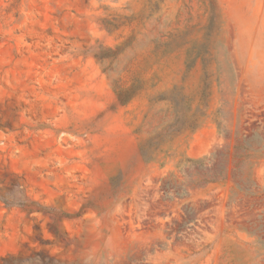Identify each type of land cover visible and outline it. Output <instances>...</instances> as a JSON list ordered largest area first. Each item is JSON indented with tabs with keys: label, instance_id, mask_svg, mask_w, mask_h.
<instances>
[{
	"label": "rangeland",
	"instance_id": "obj_1",
	"mask_svg": "<svg viewBox=\"0 0 264 264\" xmlns=\"http://www.w3.org/2000/svg\"><path fill=\"white\" fill-rule=\"evenodd\" d=\"M0 264H264V0H0Z\"/></svg>",
	"mask_w": 264,
	"mask_h": 264
},
{
	"label": "trees",
	"instance_id": "obj_2",
	"mask_svg": "<svg viewBox=\"0 0 264 264\" xmlns=\"http://www.w3.org/2000/svg\"><path fill=\"white\" fill-rule=\"evenodd\" d=\"M124 94H126V95H124ZM132 95L133 94H131V91L127 90L125 92L118 93L117 98H118L119 103L126 104L131 100ZM141 154H142L143 158H145V160L148 162L155 160V153L147 154V152L144 149H141Z\"/></svg>",
	"mask_w": 264,
	"mask_h": 264
}]
</instances>
